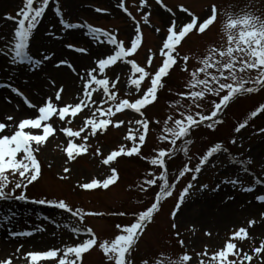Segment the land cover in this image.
I'll return each instance as SVG.
<instances>
[{"label": "rangeland", "instance_id": "1", "mask_svg": "<svg viewBox=\"0 0 264 264\" xmlns=\"http://www.w3.org/2000/svg\"><path fill=\"white\" fill-rule=\"evenodd\" d=\"M57 4L66 22L90 24L99 28L101 31L96 34L99 39H95L87 27L64 28L59 23L60 16L55 13ZM213 6L216 12L213 24L203 33L194 26L173 50L172 55L176 63L169 66L171 70L163 77L162 87L157 91L158 99L141 108L143 116L132 109H122L113 117L97 113L99 119H109L110 123L107 128H97L95 135L86 129L87 140L81 139L85 133H81V137H69L62 131V128L66 127L79 131L83 126L84 117L91 116L87 109L78 113L76 117H71L70 113L66 114L63 121L56 114L64 105L56 103L53 94L63 88L61 96L68 100L72 92L51 79L48 71L42 76L38 74L39 66L32 67L27 63L12 65L7 56L0 55L5 62L3 66L5 75L4 78L0 77V89H6L10 98L13 96L19 98L25 106L35 105V114L29 118H37L38 108L44 106L49 98L55 103L53 115L47 121H41L42 126L51 124L54 131L39 146L40 150L34 151L41 166V176L38 182L27 187V194L37 199H63L73 211L80 210L84 213V219L81 220L79 216H73L64 209L53 208L48 204L36 205L15 200L0 201V207L3 209L18 208L36 212L39 221L32 218L21 220L14 228L18 232L32 235L35 234L34 231L44 234V236H36L38 241H44L39 250H48V247L52 246L63 247L82 239L92 238V234L85 232L86 228H91L97 244L82 253L77 264H114L106 259L103 250L98 246L99 243L111 240L117 234H123L116 225L119 224L122 228L130 226L137 221L142 212L156 203L157 208L151 218L145 222L144 227L137 230L138 237L136 236L133 242L135 251L131 259L137 261V264H143L145 260H148L149 264H174L175 261L181 260L183 255H188L190 260L182 261L181 264H220L219 257L215 260L212 257L218 251L224 250L228 242L237 243L240 255L230 254L227 259L235 260L236 264H264V239L256 240L252 233L255 224L249 227L248 223L250 220H255L264 228V217L261 216L264 209L256 210L251 217L230 222L223 229L217 228L214 224L220 209L225 205L231 203L237 208H243L247 203L252 202L253 198L256 199V196L264 195V88H258L253 93L234 96L226 107L211 119L207 117L216 111L214 105L219 102L222 95L226 94V91L221 93V97L206 94L205 98L197 101L200 104L199 108L182 95L190 91L187 85L191 73L198 71L202 66L200 62L206 56L208 49L212 47L221 49L222 45L226 46L224 24L228 14L233 18L248 15L260 20L264 19V0H50L49 9H46V14L41 17L38 29L34 30V40L30 41L29 52L34 58H38V53L49 56L55 54L50 62L51 68H57L55 65L63 60L65 63L60 64L58 68L72 70L76 68V61L68 55L86 53L75 51L78 47L88 51L91 45L97 49L106 45L104 32L112 34L118 43H122L126 48L130 47V40L139 34L142 40L134 52L107 66L104 73L98 71L93 73L98 79L109 80V89L116 93L117 103L120 99L133 102L140 96L136 93L135 86L129 83V79L139 78L140 74L132 71L129 61H135L149 74L141 82V89L146 90L151 85L150 77L162 66L163 59L166 58L163 55L167 51L163 49V41L167 38V28L172 26L170 22L178 18L190 22L188 17H194L199 21L201 17L207 18ZM21 7L23 0H0V38L10 39L14 36V29L18 26V20L22 18L17 15ZM184 9H187V12ZM8 16L13 19H7ZM4 39H0V47L3 46ZM65 45H73V47L69 48ZM107 46L111 50L107 54H114L117 45ZM59 49L64 50L67 55L56 54ZM149 56L151 63L148 60ZM185 56L188 57L187 61L183 59ZM98 58H106V55L97 57L95 63L76 71L80 90L84 82L81 77L92 70L93 66L98 68L96 63ZM69 64L71 67L68 66ZM117 75L119 80H116ZM247 75L254 79L257 71L251 70ZM201 78H203L202 74ZM39 79H43V86L47 83L50 90L40 93L42 84ZM113 81H115L114 87ZM247 86L255 85L250 83ZM13 87L17 92L12 91ZM92 87L97 86L93 84ZM81 95L82 92L74 97L78 99ZM106 99L102 87L99 92L93 91L90 98L96 101L93 107H99L104 113L109 106H113L111 101L101 103ZM178 99L184 105L180 111L187 109L185 115L193 114L194 119L199 120V116L195 115L198 112L206 119L203 123L192 127L191 143L186 144L188 141L183 140L179 144L180 139H178L174 146L170 142V135L168 140L163 139L166 135L163 130L168 116L180 118L175 108V101ZM68 101L77 102L71 98ZM113 111H115L114 106ZM69 119L72 120L71 124L67 123ZM137 119L148 123L149 128L146 133L143 124H135ZM118 120H123L124 123L117 125ZM168 126L171 127V122ZM42 134L43 127L36 135ZM129 135L133 139H125ZM140 135H145L143 143L139 141ZM191 136L188 135V139ZM69 140L75 144H84L86 150L74 151L73 158L69 159L66 152ZM182 144L187 145L183 152L184 158L178 162L173 172L174 177L173 173L170 176L169 193L160 199L162 192L159 183L163 174V165H152L151 160L159 158L160 151L171 153L177 148L178 152ZM216 144L221 145L220 150L209 155ZM121 146L124 148L122 155L116 161L112 160L105 165L103 160L112 151L120 150ZM134 146H138L143 151L139 150L131 156L127 155ZM36 147L33 144V149ZM169 157L171 155H166L163 158L164 162ZM20 158L21 154H17V159ZM65 168L69 171L65 172ZM112 169L116 170L117 179L105 189L102 187V181L112 174ZM93 179L101 182L96 188L81 187L82 184L90 183ZM149 179H155L156 183L148 185ZM9 180L14 184L20 180V177L18 174L12 176L9 173ZM189 184L192 187L181 200V193ZM249 187L252 188L251 192L245 190ZM229 197L231 199H228ZM174 212L175 216H173ZM206 212L209 215L204 218L202 214ZM240 227H244L247 231V237L242 243L234 238V232ZM30 245L25 246L23 250L27 252L37 249L36 244ZM256 248H261L262 251L257 253ZM61 255L58 253L54 260H42L38 264H58ZM134 261L129 263L134 264ZM12 264H31V261L30 258L27 260L24 258Z\"/></svg>", "mask_w": 264, "mask_h": 264}, {"label": "snow or ice", "instance_id": "2", "mask_svg": "<svg viewBox=\"0 0 264 264\" xmlns=\"http://www.w3.org/2000/svg\"><path fill=\"white\" fill-rule=\"evenodd\" d=\"M50 7V0H23V7L18 11V16L22 17L18 20V26L14 29V36L10 39H4V44L0 47V55H5L9 58V63L12 65H23L27 63L32 67L40 66L43 61H48L51 57L48 54L38 53V58H34L29 52L30 41L34 40V30L38 29V24L40 23L41 17L46 14V9ZM97 11H100L97 9ZM187 12V9H184ZM55 13L60 16L59 23L67 29H77L81 27H87L92 33L95 39H99L96 35L101 30L99 28L92 27L89 25L75 24L66 22L61 15V9L57 4L55 6ZM7 19H13V17L8 16ZM147 19V18H145ZM216 19V12L214 6L210 9V14L207 18L201 17L199 21L194 17H188L190 22H185L183 19H177L171 21L170 27L167 28V38L163 41V49L167 51L163 53L166 57L163 59L162 66L155 71L154 75L150 77L151 85L147 87L146 90L141 89V82L144 80L145 76L149 74L145 72V68L138 66L135 61H129L131 64L132 71L134 73H139V78H130L129 83L135 86L136 93L139 94L140 98L134 99L130 102L128 99H120L117 103V96L115 92H111L109 89L108 79H98L93 73L98 71L99 73H104L107 66L114 64L117 60H122L130 52H134L137 49V45L141 40V36L137 34L134 39L130 40V47H125L122 43H118L117 39L110 33L104 32L103 35L107 40L106 45H102L101 48L97 49V57L105 56L106 58H98L96 63L98 68L93 66L92 70L87 71L84 76L81 77L83 84L81 87L82 95L79 97V102H70L65 100L61 96L63 88L56 91L53 95L56 103H62L64 106L61 107L56 113L61 121L64 120L66 114L71 115V117H76L78 113H82L84 109H87L91 116H86L83 119V126L79 131H73L71 127L62 128V131L67 133L69 137H81V133H85L81 137L82 140L88 139V131L92 135H95L97 128H104L109 123V119H99L97 113L101 115H107L108 117H113L116 113L122 111V109H132L136 113L143 116L141 108L143 106L149 105L157 99V91L159 87H162L160 83L162 77L168 75L169 66L176 63L172 52L177 44L180 43L182 37H185L186 33L195 27H198L199 31L203 33L205 29L212 25ZM182 25V27H181ZM175 28L176 30H173ZM238 29V31H237ZM159 31V29H157ZM139 32V29H137ZM224 33L226 34V46L222 45L221 49L212 47L208 49L206 56L200 62L202 66L198 71H193L191 73V78L188 82L187 87L190 89L189 92L182 94L184 98L192 101L197 108L200 104L197 103L198 100H202L206 97V94H211L216 97H221V93L226 91V94L222 95L218 103H215L214 107L216 111L211 113V119L217 116L218 111L222 110V106L230 102L234 96L241 93H253L257 91L258 88H264V23L260 22V19L253 16L243 15L238 18H233L231 14H228L226 23L224 24ZM107 45H117L114 54H107L111 51ZM65 47H73V45H65ZM75 51L84 53L87 49L83 47L75 48ZM187 61L188 57H183ZM149 63H151V56L148 57ZM65 63V61H59L55 66L58 68L60 64ZM71 67V65H68ZM187 70V69H185ZM251 70H256L257 75L252 79L247 75ZM201 74L203 78H201ZM116 80H119V75L116 76ZM113 87L115 86V81L112 82ZM255 85V87L247 86L249 84ZM97 86L93 88L92 85ZM7 86V85H5ZM102 87L104 96L106 100H102L101 103H108L111 101L115 108L113 111V106L107 108V112L104 113L99 107H93L96 104L95 100H90L93 91L99 92ZM13 92H17L16 88H12ZM19 94V93H18ZM76 97H73V101ZM30 107L35 108V105H30ZM175 108L178 111L180 118H174L173 116H168L167 120L164 122V140L169 139L171 136V144L176 145L178 139H181L188 135L190 128L197 126L204 122L206 117L201 116L200 113H196L199 116V120L194 119L193 114L185 115L184 111L180 109L184 108L181 100L175 101ZM55 111V103L49 98V101L38 108L39 115L34 119H20L19 120V130L15 127L16 121L12 117H7L6 119L10 121V125L6 128L4 123H0V201L15 200L30 202L31 204L44 205L48 204L53 208L64 209L73 216H79L81 220L84 219V213L80 210L73 211V208L63 200L38 198L31 199L27 196L26 189L29 185L34 182H38V178L41 176V166L34 151H39V146L42 145L47 138L52 135L53 127L51 124H45L42 126L41 121H47L49 117L53 115ZM256 113L254 112L253 115ZM187 121V123H185ZM171 122V127L168 126ZM67 123L71 124L72 120L69 119ZM117 125L123 124V120L116 121ZM159 123V121H157ZM136 125L143 124V130L146 133L148 131L149 125L139 119L135 120ZM28 126L29 131H24L25 127ZM43 127L42 135H33L31 130H39ZM243 127V125L241 126ZM240 129L238 128L237 131ZM125 139H133L131 135L126 136ZM139 141L143 143L145 141V135L139 136ZM191 143V141H188ZM33 144L37 147L33 149ZM221 145L216 144L215 147L209 152V155L220 150ZM86 150L84 144H75L71 140L67 143V156L69 159L73 158L74 151ZM124 151L123 146H121L120 151H112L106 159L103 160L105 165H108L110 161L121 155ZM139 151L138 146H134L127 155L131 156L133 153ZM175 152V148L173 149ZM17 154H21V158L17 159ZM172 153H166L165 151L159 152V158H154L151 160L152 165H163L164 157L166 155H171ZM65 172L69 170L64 169ZM199 171V169H197ZM9 173L12 176L17 174L20 177L18 182L12 184L9 180ZM163 178V177H162ZM117 179L116 170L112 169V174L107 176L106 179L102 181V187L108 188L109 184ZM196 179V177H193ZM101 182L93 179L90 183H84L81 185L84 189L96 188ZM156 183L155 179H149L147 181L148 185H153ZM235 183V182H233ZM11 185V188H10ZM192 187L189 184L181 193V200L185 198V193ZM205 187H207L205 185ZM17 190H22L20 194H16ZM248 192L252 191V188L245 189ZM228 199H231L229 197ZM256 199L264 202V195L256 196ZM179 204L177 208L179 209ZM157 208L156 203H153L146 211L139 215L136 222L131 223L130 226L116 225L117 229H120L123 234H117L111 240H104L99 243V248L103 250L106 259L114 264H125V254L128 253L132 246L135 237L138 235L137 230L142 229L146 221H148L154 210ZM99 215V213H93ZM119 215H124V213H119ZM176 213H173L175 216ZM16 213H12L11 216H5L4 219L12 222L13 217ZM264 217V213L261 214ZM249 227L256 223L255 220H250ZM43 231L42 229H38ZM77 235L78 231L74 229ZM85 232L92 234V238L82 239L79 242H74L72 244L64 245L63 247H48V250H31L27 251L25 254V259H29L31 264H38L42 260L52 261L57 258L58 253L62 255L59 257L58 264H77V261L81 257L82 253L89 250L92 246L97 244V239L93 234L91 228H86ZM10 235H31V233L24 232H11ZM210 235V233H209ZM247 237V231L244 227H240L238 231L234 232V238H237L240 243ZM183 244V241H181ZM223 248V245H221ZM236 250V251H234ZM257 253L261 252V248H256ZM238 256L240 251L237 248V243L228 242L224 250H220L212 257L215 260L219 257L220 264H236L235 260H229L227 257L229 255ZM248 259H251L248 257ZM130 260V257H129ZM190 257L188 255H183L181 260L175 261L174 264H181L182 261H189ZM0 264H12L11 259H0ZM143 264H149L148 260L143 261Z\"/></svg>", "mask_w": 264, "mask_h": 264}, {"label": "bare ground", "instance_id": "3", "mask_svg": "<svg viewBox=\"0 0 264 264\" xmlns=\"http://www.w3.org/2000/svg\"><path fill=\"white\" fill-rule=\"evenodd\" d=\"M96 53L97 48L91 45L89 50L86 51V53L84 54L68 55L76 61V68L72 70H68L63 67L51 68L50 62L52 58H54L55 54L50 55V60H42V63L38 69V74L42 76L45 71H48L50 73L51 79L56 80L61 85L65 86L67 91L73 93L70 97L71 100H73L74 96H77V94L81 93L78 84L79 80L76 78V71L84 69L91 63H95V59L97 58ZM56 54H59L60 56L67 55L66 52L62 49H59ZM4 64V59L0 56V77L2 78H4L3 76L5 75L3 71ZM42 80L43 79H39V82L42 84L40 93H44L50 90V87H47V83H44L43 86ZM8 95L9 93L6 91V89H0V123H4L7 128L11 122L8 121L6 118L12 117L16 121L15 127L19 129L18 125L20 119L35 118H29V116H33L35 114L36 107L32 108L25 106L22 102H20L19 98L14 96L13 98H10V96ZM76 101L79 102V98L76 99ZM24 130H29L28 126H26ZM38 132L39 130H31V133L33 135H36ZM258 209H264V202L256 200L255 198H253V201L247 203L243 208H237L236 205L230 203V205H225L220 209L219 214L216 216L214 224L217 228L223 229L230 222L234 223L235 221L244 219L247 216L251 217L253 215V212ZM12 213H16V216L13 217L12 222H9L4 219L6 215L11 216ZM36 215V212L32 210L24 211L18 208H13L11 210L3 209L0 207V259H11V261L14 262L19 259H24L26 251L23 249L25 248V246H31L30 244H36L37 249L33 250H39V248L42 247L44 241H38L36 239V236H44V234L38 233L37 231H34L35 234L33 235H10L11 232H18V230L14 228L18 221L31 218L32 220L35 219L39 221ZM202 215L205 218L209 214L206 212ZM252 233L256 240L264 239V228L260 225V223H255L254 227L252 228ZM2 256H4V258H2Z\"/></svg>", "mask_w": 264, "mask_h": 264}, {"label": "trees", "instance_id": "4", "mask_svg": "<svg viewBox=\"0 0 264 264\" xmlns=\"http://www.w3.org/2000/svg\"><path fill=\"white\" fill-rule=\"evenodd\" d=\"M193 133H192V130L190 129L189 132H188V135L191 136ZM186 138H188V136H185ZM192 138V136H191ZM191 141V140H190ZM181 144V143H180ZM186 144H189V143H186ZM181 145V149L176 153L174 154L175 152H172L173 156H171V158L163 165L164 167V170H163V174H162V177L160 179V191L163 190V189H166L167 188V185H169V179H170V176L172 175L173 172H175V169L178 165V162H180L181 160H183V152L184 150L187 148V145ZM173 177H174V173H173ZM169 189L166 191L168 192ZM165 192V193H166Z\"/></svg>", "mask_w": 264, "mask_h": 264}, {"label": "clouds", "instance_id": "5", "mask_svg": "<svg viewBox=\"0 0 264 264\" xmlns=\"http://www.w3.org/2000/svg\"><path fill=\"white\" fill-rule=\"evenodd\" d=\"M260 22L264 23V19H261ZM237 31H238V29H237Z\"/></svg>", "mask_w": 264, "mask_h": 264}]
</instances>
